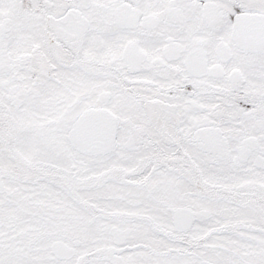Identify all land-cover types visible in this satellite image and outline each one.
<instances>
[{
	"label": "snow or ice",
	"instance_id": "6c2138e0",
	"mask_svg": "<svg viewBox=\"0 0 264 264\" xmlns=\"http://www.w3.org/2000/svg\"><path fill=\"white\" fill-rule=\"evenodd\" d=\"M0 264H264V0H0Z\"/></svg>",
	"mask_w": 264,
	"mask_h": 264
}]
</instances>
